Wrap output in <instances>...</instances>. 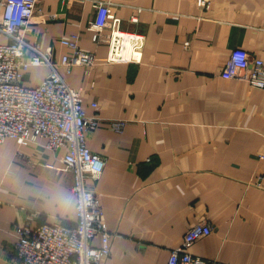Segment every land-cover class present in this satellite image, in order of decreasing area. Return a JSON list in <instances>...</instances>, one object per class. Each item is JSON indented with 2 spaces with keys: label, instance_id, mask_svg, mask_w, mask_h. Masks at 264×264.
<instances>
[{
  "label": "crops",
  "instance_id": "crops-1",
  "mask_svg": "<svg viewBox=\"0 0 264 264\" xmlns=\"http://www.w3.org/2000/svg\"><path fill=\"white\" fill-rule=\"evenodd\" d=\"M99 1L124 31L144 36L139 62L104 61L109 45L90 29ZM202 1L39 0L30 24L28 42L52 48L67 84L81 89L87 116L127 122L122 133L102 124L88 138L106 162L97 180L87 177L113 235L105 264H168L203 219L213 232L191 254L264 264V89L221 75L235 48L264 61V0ZM74 33L99 61L68 74L61 40ZM49 71L30 66L22 83L35 86ZM66 152L43 138L0 142V264L15 259L17 226L75 224L72 174L46 167H63Z\"/></svg>",
  "mask_w": 264,
  "mask_h": 264
},
{
  "label": "built area",
  "instance_id": "built-area-1",
  "mask_svg": "<svg viewBox=\"0 0 264 264\" xmlns=\"http://www.w3.org/2000/svg\"><path fill=\"white\" fill-rule=\"evenodd\" d=\"M39 0H0V142L15 138L21 145H29L38 138L46 140L52 151L66 149L60 161L63 167L46 165L49 169L70 172L72 191L76 196L77 219L67 225L56 219L36 228L25 222L16 228L15 259L12 264H105L110 255L112 232L96 194L89 189L87 177L97 180L106 167L105 159L88 145L89 135L102 124L122 133L127 122L105 121L99 116H87L83 108L82 91L70 87L58 70L52 48L42 49L38 43L27 40L29 27L38 9ZM203 5H207L205 0ZM97 17L91 23L95 42H105L109 52L107 63H135L142 57L144 36L124 31L122 19L111 13L107 3L96 2ZM134 22L136 18H132ZM67 49L60 61L70 74L74 67H92L99 59L95 53L79 45V35L61 40ZM29 50V54H27ZM50 68L45 79L35 86L22 83L30 66ZM223 78L248 83L264 89V61L243 48L231 51ZM212 225L200 220L189 229L182 243L171 250L168 264H227L191 254L188 249L198 240L211 235ZM99 237V247L93 240Z\"/></svg>",
  "mask_w": 264,
  "mask_h": 264
}]
</instances>
